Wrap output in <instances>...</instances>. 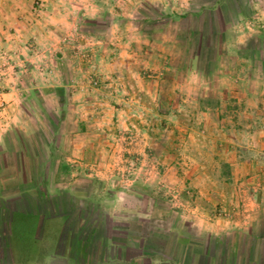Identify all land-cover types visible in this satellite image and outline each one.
Wrapping results in <instances>:
<instances>
[{"label": "rangeland", "instance_id": "374dc122", "mask_svg": "<svg viewBox=\"0 0 264 264\" xmlns=\"http://www.w3.org/2000/svg\"><path fill=\"white\" fill-rule=\"evenodd\" d=\"M0 5L51 69L0 47V264H264V0Z\"/></svg>", "mask_w": 264, "mask_h": 264}, {"label": "crops", "instance_id": "0c3cea01", "mask_svg": "<svg viewBox=\"0 0 264 264\" xmlns=\"http://www.w3.org/2000/svg\"><path fill=\"white\" fill-rule=\"evenodd\" d=\"M4 0H1L3 2ZM15 1V0H11ZM12 9V10H11ZM33 17V15H31ZM24 18H28L27 13H22L21 11H14L13 8H9L8 10H5L2 5H0V47L3 50H12L14 54L12 53L10 56L12 61V65L7 69V78H6V84H7V92H6V98L9 101V104L16 103L18 101V96L21 93L19 85L22 83L27 84H35V74H37L36 68L38 66H41L43 69V80H49L50 77H48V73L51 71L50 65H48V61L45 63H38L37 61V47L34 50H30V52H26L23 47H25L28 44V47H34L35 42L39 43V38L32 41L31 36L33 35L32 30L33 27H30L28 23L25 22V25H21L17 23L19 20H22ZM70 32L74 31L72 29L71 25ZM76 28V27H75ZM13 30H16L13 32ZM17 32V33H15ZM22 33V34H21ZM24 33V34H23ZM64 44V43H63ZM63 44L59 45L60 47H63ZM17 48L21 49V52L19 53L17 51ZM26 49V48H25ZM17 51V52H16ZM44 56V55H43ZM43 61L42 59H40ZM39 60V61H40ZM57 62L59 63V59L57 58ZM36 64V65H35ZM38 83V82H36ZM27 217L28 219L26 222L29 223L30 221H34L37 219V221L40 219L37 217H34L32 215H19L17 218L22 219L24 217ZM34 217V218H33ZM17 218H14L13 216V224L11 227V238H23L24 236L30 235L29 232H24L20 234L17 231V227L15 226L14 222L17 220ZM34 223V222H33ZM108 247H112L111 245ZM109 249V248H108ZM117 249V248H116ZM114 252L113 257H106L104 261H101V264H110L116 263L117 260H125V257L123 258L120 256V251L116 250ZM108 251V250H107ZM110 257V258H109ZM111 260V261H108ZM120 260V261H121ZM123 263V262H119ZM124 264V263H123Z\"/></svg>", "mask_w": 264, "mask_h": 264}, {"label": "built area", "instance_id": "2783aa9c", "mask_svg": "<svg viewBox=\"0 0 264 264\" xmlns=\"http://www.w3.org/2000/svg\"><path fill=\"white\" fill-rule=\"evenodd\" d=\"M4 71H2L1 69H0V84H1V82H2V80H3V76H4V73H3ZM1 87V86H0ZM5 99L3 98V92L1 91V89H0V110L3 108V106L5 105Z\"/></svg>", "mask_w": 264, "mask_h": 264}, {"label": "trees", "instance_id": "16d2710c", "mask_svg": "<svg viewBox=\"0 0 264 264\" xmlns=\"http://www.w3.org/2000/svg\"><path fill=\"white\" fill-rule=\"evenodd\" d=\"M30 224H32V228H35V226H33V223H30ZM32 228H30L31 229V231L33 232V229ZM11 229V228H10Z\"/></svg>", "mask_w": 264, "mask_h": 264}]
</instances>
